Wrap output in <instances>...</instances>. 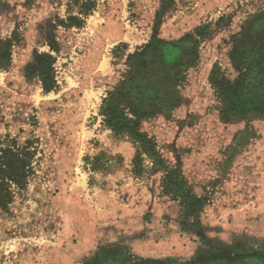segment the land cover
<instances>
[{
	"label": "rangeland",
	"instance_id": "rangeland-1",
	"mask_svg": "<svg viewBox=\"0 0 264 264\" xmlns=\"http://www.w3.org/2000/svg\"><path fill=\"white\" fill-rule=\"evenodd\" d=\"M3 1L0 42L10 41L11 62L0 68V147L32 141L35 155L28 185L13 186V202L0 206V264L56 263L61 213L74 206L68 194L99 183L92 163L101 143H128L145 158V136L159 169L170 162L168 174L177 152L167 145L183 129L191 140L204 128L206 138L232 142L244 128L222 120L220 96L256 61L264 0ZM70 16L82 25L65 26ZM48 55L56 58L51 91L26 70ZM120 93V108L143 136L106 123L105 109ZM250 122L264 128V117Z\"/></svg>",
	"mask_w": 264,
	"mask_h": 264
},
{
	"label": "crops",
	"instance_id": "crops-1",
	"mask_svg": "<svg viewBox=\"0 0 264 264\" xmlns=\"http://www.w3.org/2000/svg\"><path fill=\"white\" fill-rule=\"evenodd\" d=\"M184 130L167 145L178 152L182 173L172 190L170 162L159 169L148 153L138 163L128 143L100 144L111 162L97 185L68 194L74 206L61 213L55 264L109 257L119 264H264V128L241 145L208 139L204 128L191 140ZM182 180L204 199L201 210L191 209Z\"/></svg>",
	"mask_w": 264,
	"mask_h": 264
},
{
	"label": "trees",
	"instance_id": "trees-1",
	"mask_svg": "<svg viewBox=\"0 0 264 264\" xmlns=\"http://www.w3.org/2000/svg\"><path fill=\"white\" fill-rule=\"evenodd\" d=\"M4 7V1L0 0V8ZM65 26L71 27L73 25H82V21L78 17L70 16L67 20L61 19ZM56 25L49 24L50 32L47 34V39L50 42L51 49L59 50V45L55 35H52V29ZM260 32L257 33L256 39L258 44H261V49H256L253 52V58L256 60H249L250 68L247 73L243 75L235 85L226 90L224 96H220L223 100L220 116L226 123L245 122L243 129L238 130L233 138V143L238 145L250 143L259 137V130L254 127L250 120L260 119L264 117V25L260 26ZM263 41V42H262ZM4 43V44H1ZM56 58L53 55H48L41 58L38 63H29L27 65V76L31 77L37 75L41 80L42 86L45 91H51L57 87L55 80L54 62ZM263 61V62H261ZM11 52L10 41L0 42V68L10 65ZM261 62V63H260ZM239 64V63H238ZM242 63L240 62L239 66ZM247 65V64H246ZM249 66V65H247ZM260 90L256 94L252 93V89ZM256 94V95H255ZM121 96L114 95L113 100L109 103L106 112V123L116 131L132 130L135 134L143 136L142 131L137 130L138 122L135 119L128 117L124 110L120 108ZM107 101H105L106 103ZM143 149L148 153L156 156L155 145L147 138L142 137ZM32 141H27L23 146H19L16 140L6 147H0V206L7 209L14 199V189H24L29 183V176L32 172V160L35 155V150L31 149ZM238 150L232 148L229 150L230 155L233 156ZM159 154V153H158ZM178 158V152L176 154ZM142 156L140 153L136 154V161L141 162ZM175 169H170L167 178V187L171 190L174 188L175 178H180L182 173L180 170V160L177 159ZM109 162L108 153L101 151L93 159L94 170L107 169ZM172 171V172H171ZM171 172V173H170ZM183 184L184 194L188 199V203L192 210L199 211L204 205V199L196 196L191 187L187 186L186 181H181ZM86 264H119L117 261L112 260L110 257L103 261H91ZM125 264H171L167 263H125Z\"/></svg>",
	"mask_w": 264,
	"mask_h": 264
}]
</instances>
